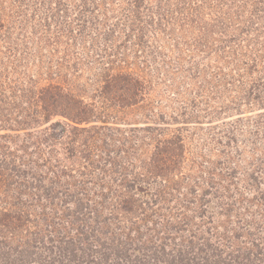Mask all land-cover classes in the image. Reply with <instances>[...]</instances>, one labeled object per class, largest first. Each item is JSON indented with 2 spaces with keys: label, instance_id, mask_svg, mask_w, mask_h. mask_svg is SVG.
<instances>
[{
  "label": "trees",
  "instance_id": "trees-1",
  "mask_svg": "<svg viewBox=\"0 0 264 264\" xmlns=\"http://www.w3.org/2000/svg\"><path fill=\"white\" fill-rule=\"evenodd\" d=\"M0 1L12 4V16L17 20L5 22L0 10V40L6 38L10 42L11 33H16L18 40L23 37L44 48L52 44L51 35L55 34L53 42L64 39L67 33L72 39L85 38L90 35L87 30L95 26L93 37L109 45L106 53L111 50L109 57L116 60L112 67L108 63L102 65L105 72L100 75L101 85L96 93L99 100L106 107L129 108L144 99V92L152 82L133 73L131 68H124L125 58L114 66L131 48L141 53L152 42L149 32L159 30L166 17L163 0H157L160 5H152L150 0H125L121 11L105 19L94 15L99 4L91 5L87 0L75 2L73 13L69 12L68 0ZM172 1L181 28L198 27L197 36L191 38L193 43L188 46L190 60H194L192 68L202 72L213 70L212 76H204L206 81L211 78L205 86L222 101L234 94L229 100L232 107L261 109L258 117L262 122L264 0ZM120 30L128 32L127 38L136 37L133 44L117 42ZM20 53L18 50L17 55ZM155 54L156 51L150 50L147 56L156 60ZM206 60L210 61L205 63ZM35 98L37 114L45 125L44 139L39 143L29 137V145L24 140L16 146L8 164L0 155V186L11 191L17 204L24 201V189L29 190L28 198L34 201L27 205L37 206L35 201L39 204L46 201L40 215L48 204L57 207L66 204L63 198L72 202L75 209H69L62 219L37 231L32 229L37 224L31 212L3 209L0 264H17L22 259H29L31 264H264V166L251 172L246 186H240L244 177L236 166H231L233 159L229 157L226 163L215 164L219 183L212 173L214 179L208 177L204 193L185 199L180 181L183 182L182 168L188 160L183 132L189 126L179 128L170 138L154 135L148 158L139 159V163L127 161L122 168L116 159L129 154L125 155L121 147L112 149L111 145L121 130L99 120L101 113L96 105L54 84L41 88ZM183 108V113L188 114L180 120L187 124L191 121L199 124L206 116L213 121L220 118L221 112L231 110L230 106L220 107L201 117L198 107L190 110L184 104ZM135 129L140 147L150 134L163 132L156 127ZM239 129L241 126L228 131L225 137H235ZM178 177L180 181L173 182ZM113 183L118 187L109 198ZM100 184L110 186L109 191ZM54 192L59 194L60 202L53 197ZM191 193L197 192L192 188ZM70 214L82 220L67 221ZM141 216L151 219L147 233L155 230H151L150 224L164 226L146 242L143 234L125 238L118 226L129 221L131 231L139 232L137 219ZM221 216H227V220L215 224ZM81 221L85 224H80ZM63 224L64 232L59 230ZM49 230L55 234L48 233ZM22 237H25L23 246L15 245L13 240ZM40 247L43 250L39 251Z\"/></svg>",
  "mask_w": 264,
  "mask_h": 264
},
{
  "label": "rangeland",
  "instance_id": "rangeland-1",
  "mask_svg": "<svg viewBox=\"0 0 264 264\" xmlns=\"http://www.w3.org/2000/svg\"><path fill=\"white\" fill-rule=\"evenodd\" d=\"M77 1L80 0L67 1L70 13H73ZM87 2L91 5L99 4V9L94 15L101 19H105L107 16L110 18L115 11H121L125 7V0H87ZM150 2L152 5H160L157 0H150ZM173 4L172 0L168 2L163 0L162 6L166 10V17L159 30L149 32L152 42L146 44L144 49L141 48V53L131 48L127 56L118 58V62L114 66L115 68L119 66L121 59L125 58L127 63L124 68H131L133 73L152 82L144 92V99L138 105L129 108L106 107L96 94L101 85L100 75L105 72L102 65L108 63L112 67V62L115 63L116 60L109 57L111 50L106 53L109 45L93 37V34H96L95 26L87 30L90 35L85 38H73V40L67 33L64 35V39L62 37L53 42L55 34L51 35L52 44H47L44 48L23 37L18 40L16 33H11L10 42L6 38L0 40V155L4 157L6 164L9 163L8 159L11 162L16 146L23 144L24 140L28 141L26 145L31 142L29 137H32V142L41 143L43 141L45 125L41 123L42 119L37 114L39 109L35 97L41 88L54 84L62 86L66 91L73 93L88 104L96 105L101 113L99 120L101 118V121L121 130L111 145L112 149L121 147L125 155L129 154L125 158L122 156L116 159L122 168L127 161L139 163V159L146 160L148 158L152 150L154 135H157L156 138H170L179 132V128L189 126L183 132L186 144L185 157L188 159L182 168L184 170L183 182L179 177L173 181H180L183 185L184 189H180V192L185 195V199H192L196 195L204 193L208 189V177L212 173L216 174L215 178L219 183L215 164L226 163L229 157L233 159L231 166H236L244 177L240 186H246L247 178L251 172L264 166V120L261 122L258 117L261 109L257 108L253 111V109L243 106H241L242 109L232 107L229 100L234 97V94L222 101L212 93L210 88L205 86V83L210 82L211 78L208 77L206 81L204 76H212L213 70L202 72L200 69V72V70L192 68L194 60H190L188 46L193 43L191 38L197 36L198 27L181 28L177 16L173 13L175 10ZM12 8L11 3L0 1V10L5 22H11V20V23L13 20L17 22L16 17L12 16ZM103 24H98V26ZM51 28L55 33L54 23ZM120 33L121 36L117 42L130 46V41L133 44L136 40L134 35L127 38L128 32H124V30H120ZM115 48L117 47L115 46ZM18 50L21 51L19 55H17ZM150 50L156 51L155 55H158L156 60H151L147 56ZM201 57L199 56V58ZM184 104L189 105L190 110L198 107L201 110L199 111L201 117L205 116L206 112L210 113L220 107L230 106L231 110L226 113L221 112L220 118H215L213 121L209 120L211 116H206L205 119H201L199 124L193 121L187 124L180 120L184 114H188V112L183 113ZM194 104L195 106H193ZM238 126H241V129L235 131V137L230 139L225 137L228 131H233ZM142 127H156L163 132L150 134L146 144L140 147L141 142L138 141V131L135 128ZM41 162L39 161V163ZM211 177L214 179V175ZM100 186L109 191L110 186L104 184H100ZM117 187L118 184L113 183L109 198L112 197ZM192 188L196 190V194L191 193ZM23 191L22 199L24 201L17 204V201H14V195L11 198V191L7 187L0 186V212L10 208L12 211L31 212V217L37 224V227L35 225L34 228L32 227L33 231H37L41 227L46 228L48 224L51 226L53 221L62 219L69 209H75L72 202H67L64 198L59 200V194L54 192L55 200L57 202L62 200L66 204H61L58 207L48 204L44 214L40 215L46 201L43 200L42 204L35 201L37 206H29L27 204L34 201L28 198L29 190L24 189ZM17 192H20L19 188ZM174 194L176 195L177 192ZM16 196L15 194V198ZM233 200L231 199L230 203L233 204ZM252 213L249 217L252 216ZM104 215L103 212L101 219ZM72 220L77 219L70 214L67 221ZM80 220L82 219L77 221ZM149 220L151 219L142 216L137 219L139 232L131 231L133 226L129 221L122 222L118 229L122 230L127 239H133L137 237V234H143L145 236L143 242H146L147 239L151 240L150 238L164 226L163 223H159L157 227L150 224L151 230L153 228L155 230L152 233H147L150 231L147 224ZM220 220H227V216L217 217L215 224H220ZM80 224L84 225L85 223L81 221ZM59 230L65 231L64 224ZM47 232L55 234L54 230ZM129 233L131 236H128ZM1 237L2 234H0ZM5 237L8 238L9 235ZM24 240L25 237L16 238L13 242L15 245L23 246ZM41 250L43 248L40 247L39 251ZM17 264L31 263L29 259H22Z\"/></svg>",
  "mask_w": 264,
  "mask_h": 264
}]
</instances>
